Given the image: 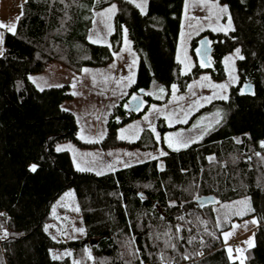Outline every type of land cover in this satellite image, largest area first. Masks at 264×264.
<instances>
[{
	"label": "trees",
	"instance_id": "trees-1",
	"mask_svg": "<svg viewBox=\"0 0 264 264\" xmlns=\"http://www.w3.org/2000/svg\"><path fill=\"white\" fill-rule=\"evenodd\" d=\"M228 1L234 31L202 32L207 67L193 37L195 63L182 73L177 50L185 0H148L144 13L129 0H23L0 55V264H240L229 258L222 233L247 216L258 224L243 264H264V0ZM112 3L110 44L88 41L93 10ZM123 29L137 56L128 103L134 94L153 100L147 93L160 87L163 102L172 84L184 89L206 68L223 78L222 59L236 47L244 57L236 60L238 81L219 101L220 124L203 140L99 175L79 171L68 151L55 148L64 140L83 144L73 113L62 107L72 98L69 85L41 90L29 74L54 62L76 71L107 64ZM144 130L146 147L154 146ZM68 189L83 236L54 240L45 227L52 203ZM238 199L250 200L254 211L226 215L234 212L224 206Z\"/></svg>",
	"mask_w": 264,
	"mask_h": 264
},
{
	"label": "rangeland",
	"instance_id": "rangeland-1",
	"mask_svg": "<svg viewBox=\"0 0 264 264\" xmlns=\"http://www.w3.org/2000/svg\"><path fill=\"white\" fill-rule=\"evenodd\" d=\"M129 1L136 6L143 3L145 6L143 13L146 12L148 0ZM234 1L236 2L237 0ZM226 2L229 1L209 0V6H205L201 0H185L177 50V59L182 73L192 71L195 63V59L189 51L190 40L193 37L198 40L203 31L227 32L229 30H212L213 27L220 26L227 28L229 12L228 15H224L220 20H217L216 10L209 11L212 3H218L223 7L226 6ZM22 3L23 0H0V22L7 25L15 24L16 27L17 17L22 12ZM112 5H115V3L93 10V18L87 34L88 41L92 42L93 39H96L99 42L95 44H110V34L114 29V14L110 21H108L106 15L98 14L104 13ZM138 9L141 11L139 7ZM262 12L260 15L264 16V9ZM208 16H211V19H205ZM109 23L112 26L111 30L107 27ZM6 32H9L6 28H0L3 40ZM202 40L204 38H201L200 41ZM236 49L237 47L227 53L222 59L223 78L217 79L215 75L217 76L218 73L213 75L210 69H203L192 77L184 89H181L176 83L172 84L169 94L163 102H158L164 99L163 94L165 91L163 93L160 92L163 87H160L156 93L152 89L149 90L151 94H147L153 100L147 99L146 101L142 94H134L138 97L136 101L139 108L127 111L124 115L120 113L119 109L121 107L124 110L130 105L126 96L130 86L134 83L137 64L135 50L127 32L125 39L124 29L121 46L117 51L113 52V58L109 63L101 66H83L76 71L54 62L47 64L39 72L29 74V79L39 89L57 86L63 84L64 81L69 82L72 98L64 100L62 107L73 113L78 127L76 136L83 144L64 140L58 142L55 148L56 150L61 148L68 151L76 169L77 164H79L80 167L91 169L90 171L95 174L106 173L116 167L158 157L161 156V152L165 153L168 150H174L168 146L167 139L169 137L175 139L178 133L182 139L189 141V145H191L194 143L191 141L198 142L203 140L211 130L217 127L222 120V108L219 101L224 100L220 99L219 96L226 95L228 97L230 87L238 81ZM206 52H204L205 55H202V57H207ZM2 53L3 42L0 43V55ZM227 57H232V60L228 63L225 62ZM208 58L204 62L207 65L210 61V57ZM181 60L185 63H180ZM199 61L201 63V59ZM185 64H188L189 67L185 68ZM130 65L131 67H129ZM85 69L88 71L85 72ZM129 77H131V80L127 79ZM204 77L208 79H202ZM73 84H75V87L72 86ZM209 84H227L228 87L221 90L210 87ZM180 97H183V99H180ZM205 97H212V99H202ZM131 98H133V95L129 99ZM111 120L114 123L120 121V124H114L111 128L109 125ZM163 122L166 126L165 129H163ZM153 128L155 131H153ZM144 129L150 130L154 135L157 142L154 146L146 147L150 144V140L146 141L148 136L144 133ZM121 135L125 138L121 139ZM157 135L159 139H157ZM135 143L142 144V146L135 145ZM145 143L147 144L145 145ZM66 193H71V195H65ZM241 200L245 199L236 201ZM234 202L227 203L230 206L229 210L236 212L243 209V205L235 204ZM77 208L72 189H68L58 196L51 206L52 219L48 225L52 227H49L48 231L63 241L83 236V231H77V229H83L79 212L75 210ZM253 219L257 220L255 216L233 220L230 227L224 231L233 232V235L227 241L224 240V232L222 233L226 251L229 247L234 250L231 260H236L239 263L241 259L244 261L245 251L249 248L245 241L252 239L254 242V228L258 223H248L247 227H243V225ZM234 224H239L241 227L234 229ZM237 248L244 250L242 255L235 252ZM237 256L240 258L235 259ZM74 262L77 261L75 260Z\"/></svg>",
	"mask_w": 264,
	"mask_h": 264
},
{
	"label": "snow or ice",
	"instance_id": "snow-or-ice-1",
	"mask_svg": "<svg viewBox=\"0 0 264 264\" xmlns=\"http://www.w3.org/2000/svg\"><path fill=\"white\" fill-rule=\"evenodd\" d=\"M201 2H202L205 6H209V0H201ZM21 7H23V5H21ZM137 7H139V8L141 9L142 12H143L144 9H145V6H144L143 3H142V4H138ZM213 9L216 10V11H215V15H216V19H217V20H220L224 15H228V10H227V7H226V6H223V7H222V6H220L218 3H212V4L210 5V7H209V11L211 12ZM115 11H116V6H115V5H112L110 8L106 9L104 13H100V14H98V15H106L108 21H110L111 18H112V15L115 13ZM18 19H19V17H17V20H18ZM205 19H211V16L205 17ZM209 26L211 27V25H209ZM107 27L109 28V30H111V27H112V26H111V24L109 23V24L107 25ZM0 28H6L9 32H12L13 34H14L15 31H16L15 24L7 25V24H4L3 22H0ZM228 29H231V30L234 31V28H232L231 17H230V15H228L227 28H225L224 26L213 27V28H212L213 31H227ZM124 32H125V39H126V32H127V29H124ZM90 39H91V37H90ZM2 42H3V35L0 34V43H2ZM97 42H99V41L96 40V39H93V40H92V43H97ZM199 52H200V49H197V53H199ZM235 55H236V57H238L239 59H244V57L240 55V49H238V48L235 50ZM231 60H232V57H227V58H225V62H226V63L230 62ZM133 63H135V61H133ZM180 63H185V62H184L183 60H181ZM201 65L204 66V67H207V66H208V65H207L206 63H204L203 61L201 62ZM129 67H131V65H130ZM188 67H189V65H188V64H185V68H188ZM84 71L87 72L88 70L85 69ZM127 79L131 80V77H129V78H127ZM202 79L207 80L208 78H207V77H204V78H202ZM234 79H235V77H234ZM72 86L75 87V84H73ZM209 86H210V87H214V88H218V89H221V90L227 89V87H228L227 84H219V85H212V84H209ZM58 87H59V86H58ZM173 88H175V86H173ZM41 90H43V89H41ZM141 91H142V90H141ZM160 92L163 93V92H164V89L161 88V89H160ZM73 94L75 95V93H73ZM149 94H151V93H149ZM219 98H220V99H224V100H227V99H228V97H227L226 95H220ZM133 99H138V97H135V96H134ZM180 99H183V97H180ZM202 99L211 100L212 97H205V98H202ZM217 115H218V113H217ZM145 119H147V117H145ZM184 122H186V121H184ZM153 131H155L154 128H153ZM81 138L83 139V137H81ZM120 138H121V139H124L125 137H124L123 135H121ZM201 138H202V137H201ZM157 139H159V136H158V135H157ZM92 142H95V141H92ZM191 142H195V141H191ZM237 142L239 143V141H237ZM167 143H168V146H169L170 148H173L174 150L179 151L181 148H187V147L189 146V143H190V142H189V141H186V140H184V139H182L181 136H180V134L178 133V134L176 135V138H175V139H173L172 137H169V138L167 139ZM261 146L264 147V142H261ZM62 150H63V149H61V148H58V149H57V151H62ZM161 155H167V153L161 152ZM209 159H212V158L210 157ZM125 166L127 167L128 165H125ZM110 167H111V166H110ZM36 169H37V166H36V165H31V166H30V170H31V171L35 172ZM77 169H78L79 171H90V170H91V169H86V168H84V167H80L79 164H77ZM97 174L99 175V174H102V173H97ZM65 195L70 196L71 193H66ZM234 203H235V204H239V205H243V206H244L243 209L240 210V211H236V212H234V213H231V212L226 213V215H228V214H233V215L243 216V215H246L248 212H252V211H254V209L251 208V206H250V200H248V199L241 200V201H236V202H234ZM224 207L227 208V209H230V206H229V205H225ZM75 210L78 211L79 209L77 208V209H75ZM54 214H55V213H54ZM0 215H3V214L0 213ZM180 219H183V217H180ZM248 223L256 224V223H258V221L255 220V219H253V220H251V221H247V222H245V224L243 225V227H247V224H248ZM49 227H52V226H51V225L46 226V227H45V231H47ZM238 227H241V225H239V224H234V225H233V228H234V229H235V228H238ZM77 231H83V229H77ZM5 235H7V234L5 233ZM232 235H233V232H224V233H223L224 240L227 241ZM52 239L55 240L56 237L53 236ZM245 243L248 244L249 247H251L252 244H253V241H252V239H249V240L245 241ZM173 247H174V246H173ZM233 251H234V250H233L231 247H229V248L227 249V253H228L229 258H233ZM243 251H244V250H243V249H240V248L235 249V252H236V253H239V254H241V255L243 254ZM65 255H71V253H65ZM52 258L55 260V259H60L61 257H60V256H57V255H55V254H53ZM239 258H240L239 256L235 257V259H239ZM74 264H79V262H74ZM240 264H243V260H242V259H241V261H240Z\"/></svg>",
	"mask_w": 264,
	"mask_h": 264
},
{
	"label": "water",
	"instance_id": "water-1",
	"mask_svg": "<svg viewBox=\"0 0 264 264\" xmlns=\"http://www.w3.org/2000/svg\"><path fill=\"white\" fill-rule=\"evenodd\" d=\"M204 43H206L205 42V40H202V41H200V52H199V58L202 60V61H204V62H206V60L205 59H207V57H202V55H205V53L204 52H206V47H205V45H202V44H204ZM204 51V52H203ZM207 54V53H206Z\"/></svg>",
	"mask_w": 264,
	"mask_h": 264
},
{
	"label": "flooded vegetation",
	"instance_id": "flooded-vegetation-1",
	"mask_svg": "<svg viewBox=\"0 0 264 264\" xmlns=\"http://www.w3.org/2000/svg\"><path fill=\"white\" fill-rule=\"evenodd\" d=\"M139 108V105L137 103V101H132L130 102V106L128 107V111L130 110H137Z\"/></svg>",
	"mask_w": 264,
	"mask_h": 264
},
{
	"label": "crops",
	"instance_id": "crops-1",
	"mask_svg": "<svg viewBox=\"0 0 264 264\" xmlns=\"http://www.w3.org/2000/svg\"><path fill=\"white\" fill-rule=\"evenodd\" d=\"M63 84H68L69 85V82H67V81H64V83ZM136 101V99H132L131 101ZM130 104V103H129ZM130 106V105H129ZM127 111H128V108H127Z\"/></svg>",
	"mask_w": 264,
	"mask_h": 264
}]
</instances>
